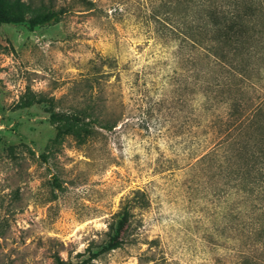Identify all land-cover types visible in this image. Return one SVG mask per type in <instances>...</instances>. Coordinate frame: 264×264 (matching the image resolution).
Segmentation results:
<instances>
[{
    "label": "rangeland",
    "instance_id": "rangeland-1",
    "mask_svg": "<svg viewBox=\"0 0 264 264\" xmlns=\"http://www.w3.org/2000/svg\"><path fill=\"white\" fill-rule=\"evenodd\" d=\"M29 1L63 13L52 25H0V264L88 258L134 191L144 203L130 208L119 247L87 264L264 259L261 219L235 192L233 161L190 85L182 0L175 10L174 0ZM25 94L80 113L87 131L40 158L55 131L46 103L13 109Z\"/></svg>",
    "mask_w": 264,
    "mask_h": 264
},
{
    "label": "trees",
    "instance_id": "trees-1",
    "mask_svg": "<svg viewBox=\"0 0 264 264\" xmlns=\"http://www.w3.org/2000/svg\"><path fill=\"white\" fill-rule=\"evenodd\" d=\"M179 3L174 0V10ZM182 4L183 28L177 36L181 37L190 76H194L190 85L198 82L200 108L206 116L204 127L215 135L223 159H232L235 192L253 204L263 224L260 237L264 239V9L258 0H182ZM62 13L61 8L53 10L29 0H0V25H52ZM41 103L47 104L48 123L55 131L39 155L44 159L65 136L78 138L80 131L86 132L88 123L80 113L59 112L50 99L34 94L20 96L13 109ZM92 121L103 129L111 127ZM134 203L143 205L142 192L134 191L125 199L114 233L96 252L74 263L54 257L53 264H87L118 248L120 230ZM257 263L264 264V259Z\"/></svg>",
    "mask_w": 264,
    "mask_h": 264
}]
</instances>
